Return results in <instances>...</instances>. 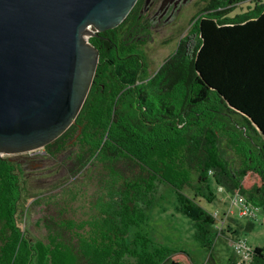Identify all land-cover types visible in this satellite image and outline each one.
Here are the masks:
<instances>
[{"label": "trees", "instance_id": "trees-1", "mask_svg": "<svg viewBox=\"0 0 264 264\" xmlns=\"http://www.w3.org/2000/svg\"><path fill=\"white\" fill-rule=\"evenodd\" d=\"M211 1L213 12L196 29V48L191 52L182 39L153 73L145 56L121 53L109 41L104 51L99 37L91 38L100 61L89 95L75 123L45 148L60 151L76 137L68 172L76 176L97 161L104 215L88 234L78 231L74 244L65 236L51 235L48 244L35 240L23 221L24 163L0 157V264H196L187 251L140 230L157 179L174 186L178 209L192 217L195 236L213 259L216 219L198 193L181 190L185 169L264 208V159L253 153L247 134L259 132L251 119L264 133V1L236 15L231 11L247 0ZM116 29L102 34L112 37ZM220 130L244 143L239 169L229 165ZM260 221L264 226V215ZM225 264H238L235 252ZM249 264H264V245L253 247Z\"/></svg>", "mask_w": 264, "mask_h": 264}, {"label": "rangeland", "instance_id": "rangeland-1", "mask_svg": "<svg viewBox=\"0 0 264 264\" xmlns=\"http://www.w3.org/2000/svg\"><path fill=\"white\" fill-rule=\"evenodd\" d=\"M251 5H255V0L240 3L231 15L244 12ZM194 22L195 19L181 16L178 21L179 31L172 43L165 42L171 34L169 26L163 29L147 28L136 34L133 32L129 38L126 36L121 38L120 52L132 51L145 56L147 68L153 73L178 48L181 39L186 41L191 52L196 48L199 33L194 29ZM124 29L126 31L125 27ZM103 50L105 51L106 47ZM130 53L129 56H136ZM104 89L105 86L102 90ZM235 118L233 122L238 121L241 124L240 122L243 121L240 115H235ZM230 127L231 124L228 123V131ZM82 128L83 126H80L78 131L81 132ZM247 134L255 151L253 153L264 159L263 136L250 128ZM220 137L229 165L239 169L244 165L243 141L240 137L238 140L224 130H220ZM74 138L69 139L70 145L60 151H53L55 148H41L40 154L28 162H25L28 155L26 153L11 156L24 162L23 177L28 186L27 201L23 203L26 214L23 220L24 226L35 240L46 244L51 242L49 238L51 235L60 238L62 236V240L64 236L69 237V244H74L77 241L75 234L78 231L88 234L91 224L104 215V208L101 205L103 198L100 196L102 190L96 173L99 166L97 161L92 159L76 176L68 172L70 158L73 155L70 150L77 148ZM185 171L186 174L180 180L184 186L181 190L190 195L198 193V199L203 206L212 213L218 211L219 217L225 219L223 224L216 220L215 229L218 235L213 246V259H210L211 251L196 238L192 217L178 209L174 186L165 180L157 179L153 183L150 196L154 197L155 201L147 212V220L141 231L148 232L152 240L168 248L187 251L196 264H225L234 253L230 244L231 238H247L253 247L264 245V226L260 221L264 215L263 207L257 210V218L243 217L240 215L239 206L228 201L231 193L225 188L215 182L209 185L207 182H201L196 171L191 172L188 169ZM95 203L99 204L98 207ZM78 221L82 223V228H79ZM221 226L224 232L230 227V235L221 233L219 231Z\"/></svg>", "mask_w": 264, "mask_h": 264}, {"label": "water", "instance_id": "water-1", "mask_svg": "<svg viewBox=\"0 0 264 264\" xmlns=\"http://www.w3.org/2000/svg\"><path fill=\"white\" fill-rule=\"evenodd\" d=\"M137 1L0 0V157L44 148L75 123L100 61L91 37Z\"/></svg>", "mask_w": 264, "mask_h": 264}, {"label": "flooded vegetation", "instance_id": "flooded-vegetation-1", "mask_svg": "<svg viewBox=\"0 0 264 264\" xmlns=\"http://www.w3.org/2000/svg\"><path fill=\"white\" fill-rule=\"evenodd\" d=\"M213 4L214 3L211 0H138L126 19L116 27L117 29L114 31L112 37H108L107 35L102 34V32L93 37H99V43L102 47L107 46L109 41L118 44L119 48V43H117V41L121 42L120 40L124 36L129 38L133 32L136 34L147 30V28L163 29L169 26L171 34L165 42L172 43L179 31L178 21L181 16H188L191 20L195 19L194 29L196 31V29L200 28L202 25L201 18L208 16L213 12ZM234 10L235 8L231 13ZM124 27L126 28V31ZM119 30L124 31V33ZM186 47L189 49L187 43ZM130 54L136 56L141 55L138 52H131ZM40 152L41 151H37L33 154L26 153L28 155L25 159L27 161L25 162L34 159L40 154ZM44 152L42 151V153ZM11 156L12 155H4L2 157L12 158Z\"/></svg>", "mask_w": 264, "mask_h": 264}, {"label": "built area", "instance_id": "built-area-1", "mask_svg": "<svg viewBox=\"0 0 264 264\" xmlns=\"http://www.w3.org/2000/svg\"><path fill=\"white\" fill-rule=\"evenodd\" d=\"M37 151H40V149L29 151L27 153L33 154ZM228 198L229 202L239 206L241 216L257 218V210L259 208L253 205V203L250 202L244 194L239 192L231 193L229 194ZM212 216L222 224L224 223L225 219L219 217L218 211L212 213ZM219 231L222 233L224 231V228L221 226ZM230 244L232 245L233 250L237 256L238 264H249L252 260L253 246L250 245L248 239L244 237L238 239L231 238Z\"/></svg>", "mask_w": 264, "mask_h": 264}, {"label": "crops", "instance_id": "crops-1", "mask_svg": "<svg viewBox=\"0 0 264 264\" xmlns=\"http://www.w3.org/2000/svg\"><path fill=\"white\" fill-rule=\"evenodd\" d=\"M224 194H225V193H224ZM216 196H217V194H216ZM227 204H228V203H227ZM230 231H231V228H230V227H227V232H224L225 235H230V234H229ZM232 255H233V254H232ZM232 255H231V256H232Z\"/></svg>", "mask_w": 264, "mask_h": 264}, {"label": "bare ground", "instance_id": "bare-ground-1", "mask_svg": "<svg viewBox=\"0 0 264 264\" xmlns=\"http://www.w3.org/2000/svg\"><path fill=\"white\" fill-rule=\"evenodd\" d=\"M92 38V37H91Z\"/></svg>", "mask_w": 264, "mask_h": 264}]
</instances>
